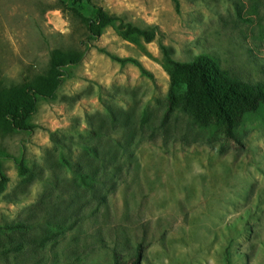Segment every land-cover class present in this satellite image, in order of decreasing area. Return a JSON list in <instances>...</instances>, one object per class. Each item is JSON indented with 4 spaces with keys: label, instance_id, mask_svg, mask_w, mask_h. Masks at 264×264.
I'll return each instance as SVG.
<instances>
[{
    "label": "rangeland",
    "instance_id": "374dc122",
    "mask_svg": "<svg viewBox=\"0 0 264 264\" xmlns=\"http://www.w3.org/2000/svg\"><path fill=\"white\" fill-rule=\"evenodd\" d=\"M177 2L0 0V97L53 81V51L83 53L21 129L0 122V264H113L138 248L139 264H264V107L231 106L236 149L178 73L165 118L159 48L264 80V0ZM96 6L118 20L91 40L84 21ZM121 23L161 36L145 42Z\"/></svg>",
    "mask_w": 264,
    "mask_h": 264
},
{
    "label": "trees",
    "instance_id": "16d2710c",
    "mask_svg": "<svg viewBox=\"0 0 264 264\" xmlns=\"http://www.w3.org/2000/svg\"><path fill=\"white\" fill-rule=\"evenodd\" d=\"M72 2H82L89 0H71ZM177 7V0H174ZM118 17L109 14L102 7L96 6L91 16L84 21L88 37L95 40L100 36L107 25H112ZM124 28L126 35H136L145 42H151L161 36V31L157 26L139 27L131 23L119 24ZM164 66L170 77L168 91L169 110L165 114L168 117L170 110L174 107L175 95L178 87L177 74L183 73L186 76L187 94H192L191 79L197 84L198 88L193 94V99L198 107L210 114V118L220 123L223 127L224 137L231 147H241L240 139L234 131L235 122H238L240 115L234 113L231 106H236L243 111H256L259 106L264 107V80L249 81L239 79L229 75L228 71L221 68L220 63L208 54L197 56L191 62H179L174 60L170 51L162 43H159ZM83 57L82 52L62 53L55 50L51 57V68L54 71L53 81L42 76H37L31 83L14 85L6 90L0 97V122L7 123L12 129H21L22 122L37 110L39 99L53 98L56 94L60 82L65 76L66 66L77 64ZM121 63L130 61L138 66L139 70L151 76L138 61L133 59H121L112 57ZM21 170H25L21 166ZM8 178L0 173V187H3ZM12 228V227H9ZM140 251L138 248L133 257L123 258L121 254L115 253L112 257L113 264H139ZM226 264H230L226 261Z\"/></svg>",
    "mask_w": 264,
    "mask_h": 264
}]
</instances>
